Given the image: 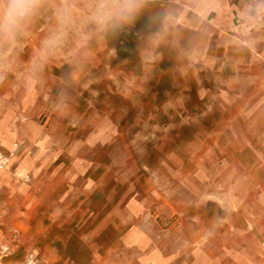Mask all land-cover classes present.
I'll use <instances>...</instances> for the list:
<instances>
[{
    "label": "crops",
    "instance_id": "0c3cea01",
    "mask_svg": "<svg viewBox=\"0 0 264 264\" xmlns=\"http://www.w3.org/2000/svg\"><path fill=\"white\" fill-rule=\"evenodd\" d=\"M135 3L143 8L145 30L132 33L142 54L137 76L142 89L134 94L143 102L164 96L157 110L181 120L163 127V133L180 136L195 120L213 119L211 129L203 132L205 140H222L225 192L212 190L207 182L213 178L200 176L205 190L183 198L168 189L146 188L151 178L141 170L124 201V209L138 213L119 221L122 206L112 188L119 179L103 173V168L112 169V161L94 159L92 173L84 175L79 168L84 159L67 157L71 143L56 140L60 131L62 136L80 132L71 127L72 105L60 107L53 123L61 118V126L52 128L35 121L36 110L33 120H24L21 107L14 106L2 121L3 134L13 139L5 149H13L25 126L30 131L0 171V243L11 248L7 262L22 264L23 256L32 253L44 264H264V254L247 253V245L264 244L244 222L245 215L264 214V207L242 202L257 198L258 192L264 195V0ZM35 36L25 28L14 44L0 41V55L12 56L15 65L28 64V55L36 52L28 39ZM9 63L0 60V101L18 97ZM50 96L65 99L61 93ZM31 129L39 136L30 135ZM189 157L182 163L192 171L199 161ZM135 182L145 189L141 199L138 189L132 192ZM232 182L258 186L238 190ZM227 214L236 215V222Z\"/></svg>",
    "mask_w": 264,
    "mask_h": 264
},
{
    "label": "rangeland",
    "instance_id": "374dc122",
    "mask_svg": "<svg viewBox=\"0 0 264 264\" xmlns=\"http://www.w3.org/2000/svg\"><path fill=\"white\" fill-rule=\"evenodd\" d=\"M100 4L101 0H40L35 15L29 20L31 23L28 21L25 26L36 33L35 37L28 39L36 49L35 53L28 55L29 63L15 65L12 56L5 58L0 55V60L10 61L8 65H11L16 81L13 88L18 95L15 99L9 96L0 101V137L5 140H0L1 148L9 147L5 143L13 140L3 134L2 121L9 116V108L21 107L24 120H33L31 116L36 110L38 116L35 121L44 128H52L53 124L61 126V118L53 123V117L56 118L60 107L68 103L72 105L69 106L71 127H80V132L62 136L60 131V134H55L56 140L61 144L71 143L67 157L84 159L79 167L84 175L92 173L89 163L94 159L101 160L103 164L108 159L112 161V169L103 168V173L118 176L117 185L112 188L116 189L122 206L119 221L127 222L128 217L138 213L132 208L124 209V201L131 193V180L141 170L151 178L146 188L168 189L183 198H196L205 190L206 180H200L201 177L213 178L207 182L210 188L225 192V149H219L222 140L216 137L205 140L204 134L211 129L213 119L195 120L194 127H186L180 136L163 133V127L181 120L168 118L157 110L164 96L159 101L143 102L134 94L141 93L142 89L137 78L141 72L142 54L137 50L138 39L132 33L145 30L140 14L143 8L136 5L131 17L118 26L111 23L102 26L96 20ZM126 77L130 79L128 85L125 84ZM158 88L146 87V90ZM53 93H61L65 99L50 96ZM78 99L82 103H78ZM28 127L25 126L14 138L18 140H15L17 150L23 143L22 138L30 131ZM194 129L204 132L198 136L193 133ZM30 135L36 137L39 133L33 130ZM191 141L194 143L189 146ZM191 154L199 161L192 171L182 163ZM232 184L245 191L258 186L254 182ZM134 185L132 192L136 193L138 189L137 197L141 199L144 188L141 183L135 182ZM257 195L254 199L247 196L242 202L264 207V195L259 197L260 192ZM221 197L225 205V196ZM226 217L234 222L237 220L236 215L227 214ZM244 222L246 230L264 244V214L245 215ZM247 253L264 254V245H247ZM37 258L39 264H44L40 257Z\"/></svg>",
    "mask_w": 264,
    "mask_h": 264
},
{
    "label": "clouds",
    "instance_id": "9594fccd",
    "mask_svg": "<svg viewBox=\"0 0 264 264\" xmlns=\"http://www.w3.org/2000/svg\"><path fill=\"white\" fill-rule=\"evenodd\" d=\"M39 3L40 0H0V41L14 44L35 15ZM135 10V0H101L96 20L102 26L109 23L118 26L129 19Z\"/></svg>",
    "mask_w": 264,
    "mask_h": 264
},
{
    "label": "built area",
    "instance_id": "2783aa9c",
    "mask_svg": "<svg viewBox=\"0 0 264 264\" xmlns=\"http://www.w3.org/2000/svg\"><path fill=\"white\" fill-rule=\"evenodd\" d=\"M1 146L2 145L0 144V171L7 167L9 159L13 154V150L16 149L17 143L13 144L12 150L3 149ZM10 252L11 248L8 244L0 243V264H8L7 257L9 256ZM22 264H39V260L34 254L29 253L23 257Z\"/></svg>",
    "mask_w": 264,
    "mask_h": 264
}]
</instances>
